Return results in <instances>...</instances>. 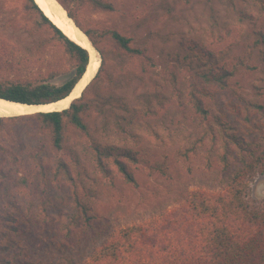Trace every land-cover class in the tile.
Wrapping results in <instances>:
<instances>
[{"label":"rangeland","instance_id":"rangeland-1","mask_svg":"<svg viewBox=\"0 0 264 264\" xmlns=\"http://www.w3.org/2000/svg\"><path fill=\"white\" fill-rule=\"evenodd\" d=\"M25 1L0 0V35L11 43L0 40V82L56 72L50 81L60 85L74 68L52 31L32 30ZM107 1L113 11L84 8V28H115L152 59L116 51L109 37L98 49L112 81L98 80L89 89L88 98L99 105L90 111L89 136L71 130L73 156L55 153L48 141L38 166L34 153L42 137L33 115L10 126L20 145L8 147L22 166L19 173L9 167L0 174V211L17 219L16 231L3 242L14 245L13 264H90L114 231L160 219L186 205L193 192L225 190L244 167L233 138L257 155L264 150L261 0ZM255 41L254 50L248 48ZM210 70L228 73L225 85L208 83L203 74ZM194 95L203 99L206 113L196 111ZM224 143L234 155L227 170L220 162ZM96 145L117 150L135 184L113 159L104 161L109 175L101 172ZM59 159L69 172L58 169ZM251 171L245 200L264 208V158ZM11 189L18 192L12 195L15 209L8 208ZM74 190L91 210V227L83 216L74 218Z\"/></svg>","mask_w":264,"mask_h":264},{"label":"trees","instance_id":"trees-1","mask_svg":"<svg viewBox=\"0 0 264 264\" xmlns=\"http://www.w3.org/2000/svg\"><path fill=\"white\" fill-rule=\"evenodd\" d=\"M67 10L69 16L76 24L85 31L92 44L99 50L105 44L108 37L111 38L114 49L119 52L132 55V57L148 58L146 50L133 46V38L117 29L107 28H84L82 22L85 7L93 10L113 11L114 6L107 0H58ZM259 2V0H257ZM263 4L264 1L261 0ZM24 8L32 14L34 21L31 28L34 32L38 30L52 31L56 38L61 41L65 52L74 68L60 85L50 80L56 72L43 78H29L10 83L0 82V98L28 105H39L56 102L68 96L75 85L84 74L89 62V52L84 47L69 39L54 23L43 13L35 0H26ZM30 26V25H29ZM0 40L10 45V39L0 35ZM256 41L248 48L254 50ZM1 48V47H0ZM8 51L7 48H5ZM13 61L17 60L15 55ZM106 60L102 56L101 66L85 92L79 99L73 101L68 109L47 113H38L32 116L37 121V134L42 138L35 149L34 158L38 157V166H42L40 153L50 142L55 153L63 152L66 155H74L72 147L68 146V136L72 129L80 131L89 136L91 133L88 124L90 111L99 105L88 98L89 89L98 80L111 82L105 69ZM208 83L224 84L228 73L213 72L203 74ZM195 94V92L193 93ZM194 106L198 113H206L203 99L194 95ZM263 106H259L262 108ZM97 110V109H96ZM22 117L0 116V163L1 171L12 167L16 173L21 171V164L15 150L8 147V143L19 146V137L10 126L14 125ZM7 127V128H6ZM3 132V133H1ZM38 139V138H37ZM234 148L239 151V160L243 169L238 171L228 187L217 193L207 191L193 192L186 205L180 209L168 211L160 219H154L133 227L129 230L114 231L92 256L90 264H264V208H251L245 200L248 191V177L254 164L264 158V150L260 155L255 150H249L242 140L233 138ZM90 147V146H89ZM94 161L97 168L108 174L107 165L104 161L113 159V163L125 176L128 183L135 184V179L126 169L124 161L118 157L121 154L112 148L95 146ZM232 148L224 143L220 156L223 170L229 167L230 159L233 158ZM235 158V157H234ZM249 159V161H247ZM58 169L69 168L63 159L58 160ZM249 171V173H248ZM109 175V174H108ZM23 183H28L20 178ZM18 194L11 189L7 202L9 209H15L12 195ZM74 203L77 209L76 215L83 216L86 228L91 227V210L80 201L77 192L73 191ZM21 196V195H18ZM80 209V213L78 210ZM0 264H13L9 256L13 244H4L9 237L8 231L15 232L17 219L12 216L2 215L0 211ZM62 230H70L64 226Z\"/></svg>","mask_w":264,"mask_h":264},{"label":"bare ground","instance_id":"bare-ground-1","mask_svg":"<svg viewBox=\"0 0 264 264\" xmlns=\"http://www.w3.org/2000/svg\"><path fill=\"white\" fill-rule=\"evenodd\" d=\"M37 5L43 13L56 25L69 39L76 42L80 46L87 49L91 54V63L88 73L84 79L79 83L77 88L72 92L71 96L65 100L49 105H28L12 101L0 100V116L1 117H15L18 115H34L38 112H53L62 110L68 107L67 101L71 98L78 97L83 87L88 83L89 79L97 72L101 66L102 57L100 51L92 45L90 38L83 33L81 27H77L75 23L69 19L64 8L59 5L56 0H35ZM20 117V116H19ZM28 117V116H27Z\"/></svg>","mask_w":264,"mask_h":264},{"label":"water","instance_id":"water-1","mask_svg":"<svg viewBox=\"0 0 264 264\" xmlns=\"http://www.w3.org/2000/svg\"><path fill=\"white\" fill-rule=\"evenodd\" d=\"M58 3H59V5H61V7H63L64 8V6L58 1V0H56ZM43 11V10H42ZM64 11L66 12V14H67V16L69 17V19H71L74 23H75V25L79 28V26L76 24V22L69 16V14H68V12H67V10L64 8ZM83 33H84V35H86L87 37H88V35L85 33V31H83ZM89 38V37H88ZM90 42H91V40H90ZM92 43V42H91ZM93 45V44H92ZM88 51V50H87ZM89 52V51H88ZM90 63H91V54H90V52H89V62H88V64H87V67H86V70H85V72H84V74L82 75V77H81V79L78 81V83L75 85V87H74V89L72 90V92L77 88V86L79 85V83L84 79V77H85V75L88 73V70H89V67H90ZM98 71H99V69L97 70V72L89 79V81H88V83L83 87V89H82V91H81V93H80V95L78 96V97H76L75 99H73V98H71L70 100H68L67 101V105H68V107H66L65 109H68L70 106H71V104L73 103V101L74 100H76V99H79L81 96H82V94L85 92V90L87 89V87L93 82V80L95 79V77H96V75H97V73H98ZM72 92L68 95V96H66L65 98H63V99H61V100H58V101H56V102H51V103H47V104H39V105H36V106H40V105H49V104H53V103H57V102H60V101H62V100H65V99H67L68 97H70L71 96V94H72ZM0 100H5V101H9V100H6V99H3V98H0ZM65 109H62V110H65ZM62 110H57V111H62ZM38 113H47V112H38ZM38 113H36V114H38ZM19 116H21V115H18V116H15V117H19Z\"/></svg>","mask_w":264,"mask_h":264}]
</instances>
